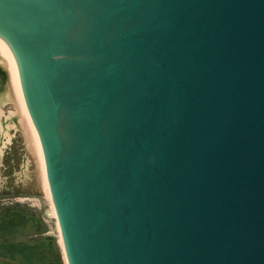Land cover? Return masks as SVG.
I'll return each mask as SVG.
<instances>
[{"label": "water", "instance_id": "water-1", "mask_svg": "<svg viewBox=\"0 0 264 264\" xmlns=\"http://www.w3.org/2000/svg\"><path fill=\"white\" fill-rule=\"evenodd\" d=\"M0 32L69 264H264V0H0Z\"/></svg>", "mask_w": 264, "mask_h": 264}, {"label": "rangeland", "instance_id": "rangeland-1", "mask_svg": "<svg viewBox=\"0 0 264 264\" xmlns=\"http://www.w3.org/2000/svg\"><path fill=\"white\" fill-rule=\"evenodd\" d=\"M0 64L8 72L2 89L3 95H7L13 76H10L9 68L1 58ZM3 103H0L2 110ZM18 105L16 109L13 103L8 104L6 113L1 115L4 125L10 126V133L5 132L7 139L12 137L7 142L3 136V126L0 125V145L2 140L6 141L0 155V193H8L0 195V210L4 209L3 206H13L11 210H6L8 222L20 220L25 214L28 223L24 217L20 221L27 228L14 223L8 229L0 256L4 257V262L15 260L18 264H64L57 217L52 212L50 192L45 187L40 165L39 142L25 118L24 104L18 102ZM30 250H33V254Z\"/></svg>", "mask_w": 264, "mask_h": 264}, {"label": "bare ground", "instance_id": "bare-ground-1", "mask_svg": "<svg viewBox=\"0 0 264 264\" xmlns=\"http://www.w3.org/2000/svg\"><path fill=\"white\" fill-rule=\"evenodd\" d=\"M8 34H12L13 36H16L18 33V26H13L10 28L6 29ZM0 50L2 52V56L0 57L8 66L9 71H10V76H13L12 79V83L10 85V89L7 92L8 96H15L17 98V102H16V106L19 107L18 102L24 104L25 108H26V115L25 118L27 119L28 123H29V127L32 129V131L34 132V134L37 136V140L39 142V149H40V157H41V161H40V165H41V169H42V174L44 176V182H45V187L47 190H49L50 192V188H49V181L47 178V171H46V160L44 157V152H43V148H42V144H41V140L39 137V128L37 126V124L34 122L33 117L31 116L30 110H29V106H28V102H27V98H26V94H25V89H24V84H23V79H22V74H21V69H20V64H19V59H18V54L15 48H11V46L9 44H7V40L5 37H1V32H0ZM7 99V97H6ZM28 109V110H27ZM1 113V112H0ZM0 124L2 125L3 123L1 122V117H0ZM34 129V130H33ZM51 193H50V197H51ZM51 201H52V197H51ZM52 212L54 214L57 215V207L56 205H54L53 201H52ZM58 217V215H57ZM60 221L58 219V228H59V232H60V237L62 238V234L60 231ZM64 254L66 255V252H64ZM68 264V262H67Z\"/></svg>", "mask_w": 264, "mask_h": 264}, {"label": "trees", "instance_id": "trees-1", "mask_svg": "<svg viewBox=\"0 0 264 264\" xmlns=\"http://www.w3.org/2000/svg\"><path fill=\"white\" fill-rule=\"evenodd\" d=\"M1 241H2V243H3V242H6V240H4V239H2ZM3 247H4V246H3ZM3 247H2V248H3ZM24 247L27 248V249H29V247H28L27 245H25V244H24ZM30 253L33 254V250H30Z\"/></svg>", "mask_w": 264, "mask_h": 264}]
</instances>
